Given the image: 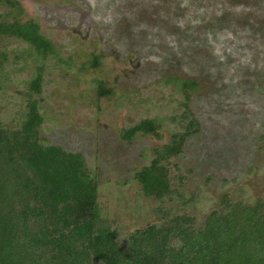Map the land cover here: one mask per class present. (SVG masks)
Listing matches in <instances>:
<instances>
[{"label": "rangeland", "instance_id": "rangeland-1", "mask_svg": "<svg viewBox=\"0 0 264 264\" xmlns=\"http://www.w3.org/2000/svg\"><path fill=\"white\" fill-rule=\"evenodd\" d=\"M13 1L20 11L0 0V19L36 20L55 52L42 59L22 40L0 38V125L20 126L42 67L41 141L83 155L100 228L125 244L163 212L200 225L224 194L264 199V0ZM171 75L200 88L186 98ZM185 113L198 130L167 164L173 191L147 197L134 173L187 130ZM144 118L156 120L159 136L122 137Z\"/></svg>", "mask_w": 264, "mask_h": 264}, {"label": "trees", "instance_id": "trees-1", "mask_svg": "<svg viewBox=\"0 0 264 264\" xmlns=\"http://www.w3.org/2000/svg\"><path fill=\"white\" fill-rule=\"evenodd\" d=\"M20 11L15 1L6 0ZM0 38L24 41L42 59L53 43L28 18L0 19ZM7 53L0 49V67ZM186 98L200 88L196 78L168 76ZM172 79V80H171ZM42 67L29 81L26 112L17 129L0 125V264H264V199L245 203L224 194L221 208L197 225L186 212H163L159 222L131 232L125 244L114 230L98 226L97 185L80 152L41 141ZM178 80V81H177ZM102 91L106 88L99 82ZM153 148L150 163L134 173L147 197L172 193L167 164L182 152L198 123ZM159 124L144 118L122 132L159 136Z\"/></svg>", "mask_w": 264, "mask_h": 264}]
</instances>
